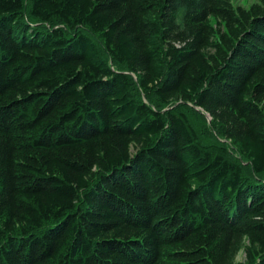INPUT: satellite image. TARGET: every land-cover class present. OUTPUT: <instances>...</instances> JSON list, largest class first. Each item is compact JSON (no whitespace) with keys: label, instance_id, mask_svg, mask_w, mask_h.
I'll list each match as a JSON object with an SVG mask.
<instances>
[{"label":"trees","instance_id":"16d2710c","mask_svg":"<svg viewBox=\"0 0 264 264\" xmlns=\"http://www.w3.org/2000/svg\"><path fill=\"white\" fill-rule=\"evenodd\" d=\"M0 264H264V0H0Z\"/></svg>","mask_w":264,"mask_h":264},{"label":"rangeland","instance_id":"374dc122","mask_svg":"<svg viewBox=\"0 0 264 264\" xmlns=\"http://www.w3.org/2000/svg\"><path fill=\"white\" fill-rule=\"evenodd\" d=\"M255 0H233L235 5H242V6H249L252 2H254ZM109 58V61H111V58ZM113 62V61H112ZM133 78H135V75H133ZM198 124V132H199V138H201L206 146H210L212 148H218V147H227L229 150V153L231 156L234 157H240V155L238 156L237 153V149L236 147L233 145V143H231V141H229L228 139L222 137L217 131L216 129H210L208 126H202ZM203 142V143H204ZM230 156V157H231ZM244 163H247V160L243 161ZM248 164V163H247ZM247 173H249V170H245ZM243 252L240 251L237 254V259L242 260L243 258Z\"/></svg>","mask_w":264,"mask_h":264},{"label":"water","instance_id":"95a60500","mask_svg":"<svg viewBox=\"0 0 264 264\" xmlns=\"http://www.w3.org/2000/svg\"><path fill=\"white\" fill-rule=\"evenodd\" d=\"M195 107H196L197 109H201V107H199V106H196V105H195ZM205 114L207 115L208 119L211 118L210 115H209L207 112H205Z\"/></svg>","mask_w":264,"mask_h":264}]
</instances>
